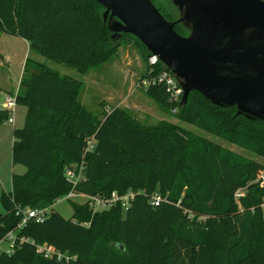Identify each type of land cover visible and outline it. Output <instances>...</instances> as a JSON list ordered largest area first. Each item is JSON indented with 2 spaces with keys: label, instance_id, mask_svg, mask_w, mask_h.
I'll return each mask as SVG.
<instances>
[{
  "label": "trees",
  "instance_id": "16d2710c",
  "mask_svg": "<svg viewBox=\"0 0 264 264\" xmlns=\"http://www.w3.org/2000/svg\"><path fill=\"white\" fill-rule=\"evenodd\" d=\"M174 21L172 0H153ZM96 0H0V31L21 36L31 51L87 72L117 51ZM176 30H189L178 23ZM145 92L181 120L248 149L264 158V120L220 106L197 90L180 106L165 85L152 82L164 68L149 63ZM84 81L61 74L27 57L16 93L27 108L22 127L14 128L12 189L1 192L0 242L15 235L0 264H264V163L161 120L145 125L130 110L115 106L99 118L80 101ZM11 111L0 108V124ZM90 139L92 150H87ZM83 167L73 183L68 167ZM70 191L88 195L135 192L132 204L94 209L75 203L71 217L54 209ZM238 191L244 194L237 197ZM158 193V205L151 201ZM22 208L48 207L44 221L30 218L19 226ZM48 244L75 256L67 262L48 256ZM122 246V247H121Z\"/></svg>",
  "mask_w": 264,
  "mask_h": 264
},
{
  "label": "water",
  "instance_id": "95a60500",
  "mask_svg": "<svg viewBox=\"0 0 264 264\" xmlns=\"http://www.w3.org/2000/svg\"><path fill=\"white\" fill-rule=\"evenodd\" d=\"M96 1L105 7L112 39L136 36L176 75L184 90L180 106L197 90L264 120V0H172L180 12L174 21L153 0Z\"/></svg>",
  "mask_w": 264,
  "mask_h": 264
},
{
  "label": "rangeland",
  "instance_id": "374dc122",
  "mask_svg": "<svg viewBox=\"0 0 264 264\" xmlns=\"http://www.w3.org/2000/svg\"><path fill=\"white\" fill-rule=\"evenodd\" d=\"M111 41L113 44L120 42L113 57L101 64L100 67H94L90 71L82 73L74 67L55 62L31 51L25 38L0 31V92L17 91L25 60L30 56L45 62L61 74L88 82L80 92V101L101 119L112 107L122 106L130 110L145 125H155L161 120L173 121L191 133L206 137L225 148L264 163V158L258 154L197 125L181 120L170 109L163 107L147 95L144 86L146 85L144 73L147 63L143 47L132 36H124L117 40L111 39ZM95 76L98 77L101 84H94L92 77ZM26 112L25 106L17 105L15 112L11 114L15 117V122L7 121L0 124V213L4 212L1 200L2 188L11 189L12 173H23L26 170L24 165H14L12 162L13 130L24 125ZM72 167L74 168L75 165ZM74 202L83 203L85 199L76 196L56 201L54 209L69 218L73 213ZM13 239L14 237H11L0 242V253L12 250Z\"/></svg>",
  "mask_w": 264,
  "mask_h": 264
},
{
  "label": "built area",
  "instance_id": "2783aa9c",
  "mask_svg": "<svg viewBox=\"0 0 264 264\" xmlns=\"http://www.w3.org/2000/svg\"><path fill=\"white\" fill-rule=\"evenodd\" d=\"M157 62H161V60L157 55L155 54L149 55L150 64H156ZM155 81L163 83L170 94L171 101L180 104L184 93L183 87L180 81L178 80V78L176 77V75L171 70H169L165 64H164V68L159 72L157 77L153 78L152 82ZM149 82L151 81L149 80L144 81L146 85ZM16 96H17L16 93L6 94L1 102V108L8 109L11 111V114H13L17 106ZM177 110H178L177 106L172 108L173 113H176ZM8 121L11 123L15 122L14 116L13 115L10 116ZM93 147H94V140L90 139L88 142L87 150H92ZM66 175L73 183H76L83 177V167L82 166H80L79 168H77L76 166L74 168L72 166L68 167L66 170ZM242 194H244V192L238 191L237 197ZM76 196L83 197L85 201H89L94 209H107L117 203H120L124 209H127L132 204V200L135 198L136 194L133 191H129L125 194H120L117 191H113L111 195H88L84 193H77L75 191H70L63 197L58 198L57 201L63 199H71ZM160 200H161V196L158 193H155L151 198V201L154 205H158ZM17 208H18V213L21 212L23 214V218L19 226H23L30 218H34L36 221L39 222L44 221L48 216L50 210L48 207L22 208L21 206H17ZM11 237H14L13 239L14 242L15 235L12 232L8 234L7 238H11ZM38 249L41 252H45V254L48 256H56L58 259H64L67 262L71 261L72 259H75V256L57 250L52 245L40 244L38 245Z\"/></svg>",
  "mask_w": 264,
  "mask_h": 264
},
{
  "label": "crops",
  "instance_id": "0c3cea01",
  "mask_svg": "<svg viewBox=\"0 0 264 264\" xmlns=\"http://www.w3.org/2000/svg\"><path fill=\"white\" fill-rule=\"evenodd\" d=\"M28 45H29V42H28ZM98 67H100V66H97V68ZM94 67H92V68H90L88 71H90L91 69H93ZM96 68V67H95ZM79 71V70H78ZM80 72V71H79ZM83 73V72H82ZM90 79V78H89ZM92 79H93V82H94V84L95 85H99V84H101V82H100V80L98 79V77L97 76H95L94 78L92 77ZM81 80H83V79H81ZM84 81V80H83ZM87 83L88 82H86V81H84V86L83 87H85L86 85H87ZM16 92V91H15ZM8 93H13V92H11V90H8V91H6V92H4V93H1L0 92V108H1V102H2V100H3V98H4V96L6 95V94H8ZM118 106V105H117ZM115 107V106H114ZM113 108V107H112ZM15 118V117H14ZM9 122V121H8ZM3 189H5V188H2V190ZM12 189V188H11ZM11 189H9V190H11ZM5 190H7V189H5Z\"/></svg>",
  "mask_w": 264,
  "mask_h": 264
},
{
  "label": "flooded vegetation",
  "instance_id": "af4514ba",
  "mask_svg": "<svg viewBox=\"0 0 264 264\" xmlns=\"http://www.w3.org/2000/svg\"><path fill=\"white\" fill-rule=\"evenodd\" d=\"M178 11H179V10H178ZM179 17H180V12H179L178 18H179ZM178 18H177V19H178Z\"/></svg>",
  "mask_w": 264,
  "mask_h": 264
}]
</instances>
